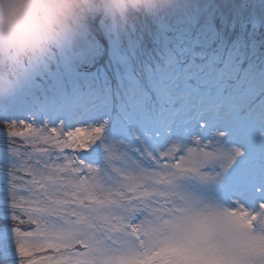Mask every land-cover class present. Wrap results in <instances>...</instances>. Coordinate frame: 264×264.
I'll return each mask as SVG.
<instances>
[{
	"label": "snow or ice",
	"instance_id": "obj_1",
	"mask_svg": "<svg viewBox=\"0 0 264 264\" xmlns=\"http://www.w3.org/2000/svg\"><path fill=\"white\" fill-rule=\"evenodd\" d=\"M6 122L11 219L33 227L6 226L0 264H264V112L227 141L119 157L98 143L101 126Z\"/></svg>",
	"mask_w": 264,
	"mask_h": 264
},
{
	"label": "rangeland",
	"instance_id": "obj_2",
	"mask_svg": "<svg viewBox=\"0 0 264 264\" xmlns=\"http://www.w3.org/2000/svg\"><path fill=\"white\" fill-rule=\"evenodd\" d=\"M261 112L264 0H177L155 14L130 15L120 30L96 17L74 45L0 100V240L6 226L33 227L11 219L6 121L23 120L21 132L27 123L49 131L101 126L98 143L119 157L193 135L227 141ZM52 254L45 249L32 258Z\"/></svg>",
	"mask_w": 264,
	"mask_h": 264
},
{
	"label": "clouds",
	"instance_id": "obj_3",
	"mask_svg": "<svg viewBox=\"0 0 264 264\" xmlns=\"http://www.w3.org/2000/svg\"><path fill=\"white\" fill-rule=\"evenodd\" d=\"M177 0H0V100L82 38L96 17L120 30Z\"/></svg>",
	"mask_w": 264,
	"mask_h": 264
}]
</instances>
